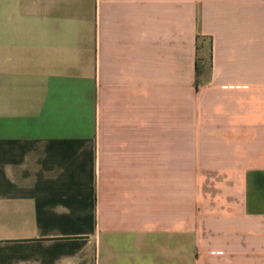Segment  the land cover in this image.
I'll list each match as a JSON object with an SVG mask.
<instances>
[{
	"label": "crops",
	"instance_id": "0c3cea01",
	"mask_svg": "<svg viewBox=\"0 0 264 264\" xmlns=\"http://www.w3.org/2000/svg\"><path fill=\"white\" fill-rule=\"evenodd\" d=\"M0 264H264V0H0Z\"/></svg>",
	"mask_w": 264,
	"mask_h": 264
}]
</instances>
